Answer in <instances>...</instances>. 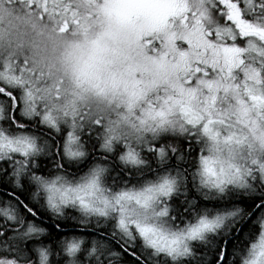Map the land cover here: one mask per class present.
<instances>
[{"label":"snow or ice","instance_id":"snow-or-ice-1","mask_svg":"<svg viewBox=\"0 0 264 264\" xmlns=\"http://www.w3.org/2000/svg\"><path fill=\"white\" fill-rule=\"evenodd\" d=\"M0 264H264V0H0Z\"/></svg>","mask_w":264,"mask_h":264}]
</instances>
